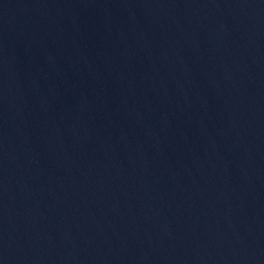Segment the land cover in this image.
Masks as SVG:
<instances>
[{
	"label": "water",
	"instance_id": "1",
	"mask_svg": "<svg viewBox=\"0 0 264 264\" xmlns=\"http://www.w3.org/2000/svg\"><path fill=\"white\" fill-rule=\"evenodd\" d=\"M0 264H264V0H0Z\"/></svg>",
	"mask_w": 264,
	"mask_h": 264
}]
</instances>
